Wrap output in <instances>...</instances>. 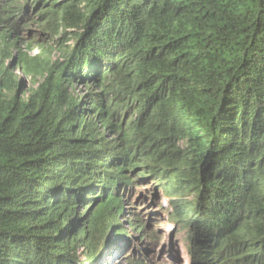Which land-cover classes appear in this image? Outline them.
I'll use <instances>...</instances> for the list:
<instances>
[{
	"label": "trees",
	"instance_id": "trees-1",
	"mask_svg": "<svg viewBox=\"0 0 264 264\" xmlns=\"http://www.w3.org/2000/svg\"><path fill=\"white\" fill-rule=\"evenodd\" d=\"M146 184L192 264H264V0H0V264H150Z\"/></svg>",
	"mask_w": 264,
	"mask_h": 264
},
{
	"label": "rangeland",
	"instance_id": "rangeland-1",
	"mask_svg": "<svg viewBox=\"0 0 264 264\" xmlns=\"http://www.w3.org/2000/svg\"><path fill=\"white\" fill-rule=\"evenodd\" d=\"M29 31L26 32L25 37L27 40L38 41L46 47L51 49V54L49 57L52 61L61 59L59 50L56 49V45L51 43L48 39L43 37L37 27L28 26ZM36 36L39 37V40H36ZM35 37V38H34ZM22 52H25L29 56H34L38 54V50L31 48L26 49L25 46H22L20 49ZM11 61H8L9 64ZM17 75L20 76L24 82L26 88H33L31 82L27 77H24L21 73L17 72ZM79 90L78 94L82 95L85 91L84 89L77 88ZM148 184L142 188L144 199L135 204V209L138 214H143L145 216V221L150 228V237H146L143 234H137L134 230H129V220L123 218L122 227L123 230H128L129 233L133 235L135 247L133 246L127 254H133L136 258L142 256L150 264H192V259L190 255V238L185 235L184 229L180 225H175L171 221V203L169 198L165 197V194L158 195L153 190L148 189ZM122 220V219H121ZM125 250V247L123 248ZM108 249L103 248V255L106 256ZM102 255V256H103ZM124 255V256H123ZM142 257V258H144ZM125 254L119 252L111 260V264H125L123 260ZM108 258L102 261V264H106Z\"/></svg>",
	"mask_w": 264,
	"mask_h": 264
},
{
	"label": "water",
	"instance_id": "water-1",
	"mask_svg": "<svg viewBox=\"0 0 264 264\" xmlns=\"http://www.w3.org/2000/svg\"><path fill=\"white\" fill-rule=\"evenodd\" d=\"M103 251V250H102Z\"/></svg>",
	"mask_w": 264,
	"mask_h": 264
}]
</instances>
